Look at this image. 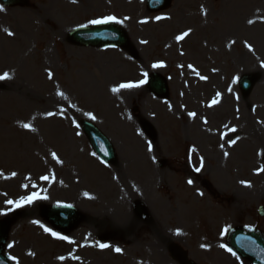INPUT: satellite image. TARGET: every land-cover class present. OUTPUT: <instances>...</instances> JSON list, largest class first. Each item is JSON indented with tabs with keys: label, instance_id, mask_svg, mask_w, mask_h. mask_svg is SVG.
<instances>
[{
	"label": "rangeland",
	"instance_id": "1",
	"mask_svg": "<svg viewBox=\"0 0 264 264\" xmlns=\"http://www.w3.org/2000/svg\"><path fill=\"white\" fill-rule=\"evenodd\" d=\"M27 1L0 6V75L8 73L0 80V220L9 223L4 253L16 257L10 264H174L171 243L194 264H247L220 244L227 246L224 228L264 234V215L258 216L264 208V0H170L159 14L146 11V0ZM110 15L123 21L112 24L126 34L125 48L70 41L81 25ZM142 72L164 78L168 95L154 98L147 83L111 91L143 79ZM245 76L255 83L242 96L238 83ZM82 122L108 139L112 165L94 155ZM188 149L189 177L179 159ZM201 160L203 168L218 164L219 173L195 171ZM45 175L48 181L40 179ZM34 191L48 199L21 208L6 203ZM141 199L154 211L150 225L133 213ZM63 205L82 215L66 232L40 215L43 207Z\"/></svg>",
	"mask_w": 264,
	"mask_h": 264
},
{
	"label": "water",
	"instance_id": "2",
	"mask_svg": "<svg viewBox=\"0 0 264 264\" xmlns=\"http://www.w3.org/2000/svg\"><path fill=\"white\" fill-rule=\"evenodd\" d=\"M0 4L9 6H26L25 0H0ZM168 4L167 0H147L148 9L159 11ZM70 39L80 46L88 47H125L127 38L116 26L101 25L75 30L71 33ZM255 78L243 77L240 81V89L243 96H247ZM150 89L158 96L166 95V87L162 80L152 77ZM82 129L95 154L105 163L114 161V153L110 143L90 124L83 123ZM107 153V155H105ZM262 209L260 215H262ZM43 215L49 222L59 229H68L78 221V215L67 208H51L43 210ZM8 233V223L0 222V264H9L2 256L3 246ZM227 244L238 257L249 264H264V236L257 231L243 228H235L229 232ZM181 264H190L181 262Z\"/></svg>",
	"mask_w": 264,
	"mask_h": 264
},
{
	"label": "snow or ice",
	"instance_id": "3",
	"mask_svg": "<svg viewBox=\"0 0 264 264\" xmlns=\"http://www.w3.org/2000/svg\"><path fill=\"white\" fill-rule=\"evenodd\" d=\"M73 2H75V0H73ZM3 10H4V9H3L2 7H0V11H3ZM124 19L127 20V19H129V17L126 16V17H124ZM156 19H157V20H160L161 17H156ZM140 22H141V23H147V21H140ZM89 23H90V24H95V25H99V24H108V23H116V24H120V23H123V21L117 19L115 16H111V15H110V16H105V17H103V18H101V19H93V20H90ZM248 23H249V24H252L253 21H252V20H249ZM81 26L84 27L85 25H81ZM7 34L10 35V36L13 35V33L10 32V31H8ZM188 35H189V31H185V32H183L182 34L177 35L175 39L179 42V41L184 40L185 37H187ZM141 43H147V41H141ZM245 47H247V48L249 49V51H252V47H251L249 44L246 43V44H245ZM163 66H164V65H163L162 63H154V64L151 65L152 68H159V67H163ZM188 67H189L190 69H192L194 72L196 71L195 68H193L192 65H188ZM261 67H264V62L261 63ZM196 74L199 76V78H200L201 80H206V79H207V77H205V76H203V75H200L198 72H197ZM48 75H49V78H52V75H53V74H52L51 72H49ZM141 76L143 77V79H140V80L137 81V82H131V81H129V82H125V83H120V84H118L117 86L112 87V88H111V91H112L113 93H119L121 90H125V89H133V88H139V87H141L142 85H144L145 83H147V80H148V73H147V72H142V73H141ZM7 78H8V73H6V72H5L4 74L0 75V80H4V79H7ZM235 82H236V79L234 78L233 83H235ZM57 95L63 96V93L58 92ZM216 95H217V97H219V96H220V93H217ZM215 103H217V100H216V99H214V100L212 101V104H215ZM210 106H211V105H210ZM47 115H48V116H52L53 113H52V112H48ZM85 115L88 116V117H89L90 119H92V120H95V119H96V117H95L92 113H90V112L85 113ZM188 115H189V117H195V116H196V113H194V112H189ZM206 122H207V121H205V123H206ZM23 127H24L25 129H28V130H33V129H32V126L29 125V124H27V123L24 124ZM232 131L235 132L236 129L233 128ZM236 142H237L236 140H231V144H235ZM151 150H152V146L149 145V151H151ZM193 151H195V149H193ZM105 155H107V153H105ZM224 155L227 156L228 153H224ZM52 158H53L54 160H56L57 163H61V161L59 160V158L57 157V154H56L55 152L52 153ZM202 163H203V161L201 160V164H202ZM195 171L199 172V171H200V168H196ZM260 171H264V169H261ZM0 175H2V173H0ZM15 175H16V173L13 172V173H12V176H15ZM40 179H41V180H44V181H48V180L50 179V177L47 176V175H45V176H41ZM188 183L191 184L192 181L189 180ZM241 183H242V184H245V186H248V187L251 186L250 183H247V182H245V181H241ZM22 187L27 188L28 186H27V185H23ZM32 187H33V188H36L37 185L33 184ZM87 195H88V194L85 193V196H87ZM42 199H48V197H46V196H41L38 192H35V191H34V192H32L30 195H24V196H21V198H20L19 200H15V201H13V200H7L6 203H7L8 205H14L16 208H21V207H23V206L26 205V204H32L33 201H35V200H42ZM63 206H64V207H71V205H63ZM33 223H34V224H39V226L44 230V232L49 233L51 236H53V237H55V238H58V239H61V240H67L69 243H72V242H73V241L69 240V238H68L67 236H60L57 232L52 231V229H50V228H48V227H45L43 224H40L39 221H35V220H34ZM228 231H229V228H224V229H222V230H221V235L223 236V235H224L226 232H228ZM177 234H179V233H177ZM98 246H99L101 249H104V248L109 247V245H107V244H99ZM8 247H9V248H12L13 245H12V244H9ZM201 247H205V246H204V245H201ZM220 247L223 248V249H225V251L231 253L233 256H236V253L233 252L231 248H228L225 244H220ZM114 251L117 252V253H120L122 250H121L120 248L117 247V248L114 249ZM29 255H33V253H29ZM236 258L239 259V257H236ZM8 259H9V260H13V261H15V260H16V257H14V256H9ZM59 259L62 260V259H64V257H59Z\"/></svg>",
	"mask_w": 264,
	"mask_h": 264
},
{
	"label": "flooded vegetation",
	"instance_id": "4",
	"mask_svg": "<svg viewBox=\"0 0 264 264\" xmlns=\"http://www.w3.org/2000/svg\"><path fill=\"white\" fill-rule=\"evenodd\" d=\"M217 163H218V161H217ZM180 165H181V167H184V164L183 163H180ZM157 166H158V164H157ZM185 167L189 170L190 169V166H189V164L187 163L186 165H185ZM200 168V171L201 170H203V172L205 171V170H207L208 171V169H209V171L210 170H215L216 171V174H218L219 173V167H218V164H217V166L216 167H212V169L211 168H208V167H204L203 169L201 168V167H199ZM187 173L188 172H186L185 173V175H187ZM188 177H189V174L187 175ZM196 177H192V179L194 180ZM205 182H207V181H201V186L203 187V185H205V189L208 191V189H207V186H208V184H206ZM197 194H200V192H198ZM142 200V199H141ZM140 200V201H141ZM144 200H142V202H139L140 203V205H141V207H142V209H143V216H142V218H139V221L140 222H144V223H146V222H148V224L150 225L151 224V220H152V212H154L153 210H151V209H149L150 207H148V206H146V202L144 201Z\"/></svg>",
	"mask_w": 264,
	"mask_h": 264
}]
</instances>
